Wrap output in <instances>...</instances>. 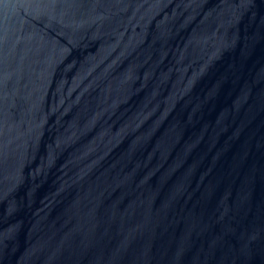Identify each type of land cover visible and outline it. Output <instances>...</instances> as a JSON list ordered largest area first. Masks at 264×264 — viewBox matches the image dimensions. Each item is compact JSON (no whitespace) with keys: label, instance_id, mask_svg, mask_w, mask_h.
Listing matches in <instances>:
<instances>
[{"label":"water","instance_id":"1","mask_svg":"<svg viewBox=\"0 0 264 264\" xmlns=\"http://www.w3.org/2000/svg\"><path fill=\"white\" fill-rule=\"evenodd\" d=\"M0 264H264V0H0Z\"/></svg>","mask_w":264,"mask_h":264}]
</instances>
